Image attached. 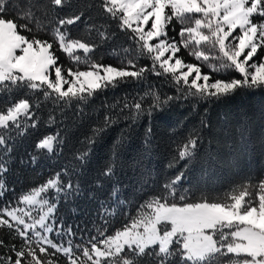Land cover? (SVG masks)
I'll list each match as a JSON object with an SVG mask.
<instances>
[{
	"label": "trees",
	"instance_id": "trees-1",
	"mask_svg": "<svg viewBox=\"0 0 264 264\" xmlns=\"http://www.w3.org/2000/svg\"><path fill=\"white\" fill-rule=\"evenodd\" d=\"M8 3L12 7L6 16L23 24L26 21L18 19L17 13L26 11L29 4H46L47 0ZM102 4L103 0H68L62 9L50 10L46 16L33 8L46 26L40 30L32 24L33 31L22 34L51 41L50 29L57 16L82 12L84 22L72 25L70 34L97 45L88 54L91 62L120 67L122 61L133 57L137 68L146 70L140 78H117L84 100L58 101L55 94L45 99L42 91L24 88L0 90V108L28 98L36 124L32 127L33 120L21 117V127L11 129L6 134L7 144L0 146V163L7 169L0 173L6 187L0 206L15 203L23 193L59 174L71 188L48 192L56 206L55 223L71 227L76 233L74 242H79L96 235L98 229L114 233L145 201L166 194L164 186L178 176L176 197L184 195L189 200L223 199L241 186L255 192V186L264 181V86H245L222 96L193 95L194 90L182 81L177 84L171 74L151 71V56L139 50L131 30H122L119 19L110 16ZM180 27L173 20L167 38L179 42ZM97 30L107 38L102 40ZM53 50L65 75L70 68L88 70L83 59H70L58 45ZM77 54L83 58L82 52ZM212 54H216L214 50ZM177 56L186 64L198 65L212 81L242 79L234 68L214 70L211 65L219 66V60H196L183 45ZM49 135L57 138L54 150L38 149V141ZM190 138L197 140V147L191 157L181 159L180 146ZM108 169L111 174L106 175ZM105 208L110 214L104 213ZM67 239L55 236L60 244H66ZM0 241L4 242L0 257L15 258L11 247L25 246L7 227H0ZM36 250L43 261L67 264L61 253L43 255ZM141 259L143 264H156L154 257ZM221 259L227 264V256ZM170 264L176 260L171 259Z\"/></svg>",
	"mask_w": 264,
	"mask_h": 264
},
{
	"label": "snow or ice",
	"instance_id": "snow-or-ice-1",
	"mask_svg": "<svg viewBox=\"0 0 264 264\" xmlns=\"http://www.w3.org/2000/svg\"><path fill=\"white\" fill-rule=\"evenodd\" d=\"M67 2L47 0L46 4H29L26 11L17 13L18 19L26 21L20 24L17 18L6 16L12 7L8 0H0V90H37L42 91L45 99L55 94L56 100L67 102L84 100L117 78L143 75L146 69L137 68L133 57L122 61L120 67L89 60L88 54L97 45L70 34L72 25L84 22L82 12L57 16L50 29L51 41L22 34L32 32V24L40 30L46 26L33 8L46 16L50 10L62 9ZM102 7L119 19L122 30H131L139 50L151 56V71L171 74L177 84L182 81L194 90L193 95L222 96L245 86H264V61L253 60L258 50L264 48V0H103ZM254 16L261 21L255 23ZM173 20L181 25L179 42L167 38L168 25ZM97 32L102 40L107 38L105 32ZM54 45L76 62L83 59L89 64L88 70L70 68L65 75ZM180 45L198 61H221L219 66L211 65L214 70L234 68L242 79L210 80L198 65L186 64L177 56ZM213 50L216 54H212ZM79 52L84 54L83 58ZM32 107L29 99L23 98L0 108V146L7 144L6 134L11 129L21 127V117L33 120L31 126H36ZM135 107L139 110L141 105L137 103ZM56 142V136L49 135L38 141L36 147L52 152ZM196 147L197 140L188 139L180 146L179 157H191ZM6 170L0 163V173ZM105 174H111V169ZM180 179L178 176L164 186L166 194L145 201L137 214L114 233L98 229L87 240L74 242L76 233L71 227L65 229L62 222L58 227L49 223L56 220V206L47 193L71 188L57 174L23 193L15 203L0 206V227H7L25 241L19 249L11 247L15 258L0 257V264H55L41 260L37 248L43 255L61 253L67 264H143L142 257H154L156 264H170L173 258L176 264H224L221 258L225 256L227 264H264V181L255 186V192L241 186L223 199L189 200L184 195L176 197L174 185ZM5 190L0 180V196ZM34 211L38 215H33ZM104 213L110 214V210L105 208ZM49 234L68 237L66 244H58ZM2 246L4 242L0 241Z\"/></svg>",
	"mask_w": 264,
	"mask_h": 264
},
{
	"label": "rangeland",
	"instance_id": "rangeland-1",
	"mask_svg": "<svg viewBox=\"0 0 264 264\" xmlns=\"http://www.w3.org/2000/svg\"><path fill=\"white\" fill-rule=\"evenodd\" d=\"M262 18L258 17V16H254L253 17V21L255 23H259L261 21ZM238 31V30H237ZM153 43H155V41H153ZM253 60L256 62V63H260L261 61H264V48L258 50L256 56L253 58ZM186 71V69H185ZM194 75V74H193ZM192 79V77H190ZM189 78V79H190ZM47 197L50 199L51 197L49 196V194L47 193ZM55 203V202H54ZM55 213V212H54ZM33 215H38L37 212H33ZM49 223H55V221H49ZM57 224V223H55ZM58 226V224H57ZM50 238L54 239L55 242H57L58 244H60L57 240H55V236H53V234H49ZM57 237V236H56Z\"/></svg>",
	"mask_w": 264,
	"mask_h": 264
}]
</instances>
